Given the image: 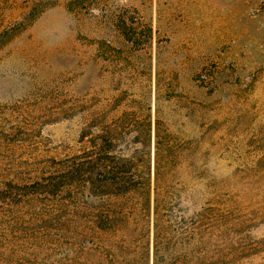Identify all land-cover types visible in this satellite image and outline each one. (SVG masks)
<instances>
[{
	"label": "rangeland",
	"instance_id": "obj_1",
	"mask_svg": "<svg viewBox=\"0 0 264 264\" xmlns=\"http://www.w3.org/2000/svg\"><path fill=\"white\" fill-rule=\"evenodd\" d=\"M10 28L0 41V160L73 154L76 122L58 113L82 88L107 109L123 95L136 108L150 74L190 102L215 92L218 206L239 215L218 225V264H264V0H0V32ZM152 100L155 109V89ZM189 180L199 196L201 180Z\"/></svg>",
	"mask_w": 264,
	"mask_h": 264
},
{
	"label": "trees",
	"instance_id": "obj_2",
	"mask_svg": "<svg viewBox=\"0 0 264 264\" xmlns=\"http://www.w3.org/2000/svg\"><path fill=\"white\" fill-rule=\"evenodd\" d=\"M152 77L141 81L136 108L123 95L107 109L82 88L74 108L58 113L76 122L73 154L0 160V264H218V225L239 215L218 206L215 92L190 102ZM195 105L196 141L187 121ZM197 155L204 168L192 175ZM189 179L201 180L199 196Z\"/></svg>",
	"mask_w": 264,
	"mask_h": 264
}]
</instances>
